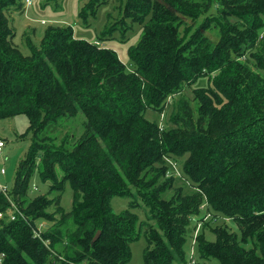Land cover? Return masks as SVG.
Masks as SVG:
<instances>
[{
	"label": "trees",
	"instance_id": "obj_1",
	"mask_svg": "<svg viewBox=\"0 0 264 264\" xmlns=\"http://www.w3.org/2000/svg\"><path fill=\"white\" fill-rule=\"evenodd\" d=\"M22 7L24 0H0V122L25 115L33 132L9 192L26 220L18 214L0 220L2 264H128L138 218L129 210L116 214L111 202L131 197L133 188L147 195L158 224L144 232L143 264H188L187 228L204 204L237 223L241 236L220 228L209 241L201 233L196 261L264 264V0H126L125 14L142 26L140 41L128 50L132 72L113 49L76 39L72 26L47 27L40 45L26 36L29 53H22L10 17ZM231 15L239 22L228 21ZM201 16L188 31L185 19ZM213 31L216 41L206 34ZM201 78L210 85L194 90L195 106L184 96L173 104L174 128L146 118ZM79 115L85 134L72 150L36 140ZM171 155H188L184 172L196 191L179 190L166 200L175 175L163 163ZM38 161L52 190L63 192L68 182L73 192L72 210L58 211L59 220L46 212L53 200L45 196L24 208ZM150 172L168 180L147 194ZM10 201L0 193V212L7 213ZM40 218L55 223L36 237Z\"/></svg>",
	"mask_w": 264,
	"mask_h": 264
},
{
	"label": "rangeland",
	"instance_id": "obj_2",
	"mask_svg": "<svg viewBox=\"0 0 264 264\" xmlns=\"http://www.w3.org/2000/svg\"><path fill=\"white\" fill-rule=\"evenodd\" d=\"M93 1V2H92ZM126 0H34L33 5L26 10L22 7L19 14L10 15L12 28L15 31L14 43L18 46L22 53L28 54L29 51L25 44L26 36L40 45L43 33L47 27H67L72 26L74 36L78 40H85L97 44L100 48L113 49L120 60L126 65V70L132 72L135 70V65L130 60L128 50L135 46L141 39L142 26L134 23L124 11ZM22 3V2H21ZM97 10L96 17L93 16V10ZM83 10L84 18L80 17V11ZM211 12L219 14V5L216 4ZM204 16H201L198 21L185 19L186 29L193 31L200 23L203 22ZM41 21L45 22L44 24ZM231 23H238L239 18L231 15L228 17ZM116 28L115 32L108 33L112 28ZM104 32H107L106 34ZM104 33V34H103ZM211 36L213 41L218 40V32L206 33ZM107 38L108 40H101L100 38ZM264 31L260 35L263 39ZM210 85L208 78L199 79L194 85L185 86L180 95L172 96L165 104L164 110L160 113L154 110L146 112V118L149 121L156 122L163 129L174 128V125L169 122L173 104L184 96L194 102V90L197 88H207ZM86 118L79 115L77 118L64 119L53 131H43L38 135L36 140L45 139L54 149L65 148L72 150L75 143L84 136L85 129L83 122ZM0 138L5 140L6 147L4 149L3 158L0 163L4 165L7 172L5 176L0 175V182L6 185L10 190L13 188L17 167L20 161L25 157L33 142V132L29 129V119L25 115L15 116L13 118L4 119L0 122ZM188 155L177 157L174 155L164 157V165L167 170H170L174 175L173 187L164 195V199L168 200L175 196L179 190L184 194H190L196 191L193 183L184 172V164ZM158 168L161 164L156 165ZM42 164L37 163V173L32 178L29 192L26 196L27 207L35 198L45 196L51 201L46 212L53 214L56 220L61 218L58 211L68 213L72 210L73 192L70 184L67 182L63 184V192L52 190L55 183L52 180L42 181L40 172L42 171ZM155 172L147 174L145 181L147 186L151 183L149 188L145 191L147 194L154 189L165 186L168 178L159 177ZM62 173L57 170L58 184H61ZM157 180V181H156ZM166 187V186H165ZM163 196V195H162ZM147 195L137 188L132 189L131 197H114L111 206L116 214L129 210L138 218V232L139 239L130 244L131 246V260L128 264H143V251L147 246L144 232L149 227L158 229V224L155 219H151V211L146 205ZM60 211V212H61ZM21 214H23L21 212ZM207 204H204L199 214L190 217V226L187 228L189 234L188 245L186 246L187 259L193 249V241L196 240L195 246L198 245L197 238L204 232L205 237L209 241L215 240L214 230L226 228L230 232L240 238V230L232 219L227 217L213 215ZM10 222L9 214L5 215ZM5 219V217L3 218ZM1 219V220H3ZM5 221V222H6ZM55 222H51L44 218L35 221V229L37 234L47 232L52 229ZM197 236V238H196ZM250 247V244L247 248ZM201 261H196L197 264ZM216 261L208 262L207 264H216Z\"/></svg>",
	"mask_w": 264,
	"mask_h": 264
},
{
	"label": "built area",
	"instance_id": "obj_3",
	"mask_svg": "<svg viewBox=\"0 0 264 264\" xmlns=\"http://www.w3.org/2000/svg\"><path fill=\"white\" fill-rule=\"evenodd\" d=\"M33 3H34V0H24V5H25L26 10H28L33 5ZM41 23L44 24L45 22L43 21ZM5 147H6L5 140L0 138V160L3 158ZM6 172H7L6 168L4 167V165L2 163H0V175L5 176ZM9 192H10V189L6 185H4L3 183L0 182V193H2L8 199V201H10ZM6 214H9L11 221H14L17 219V217H18L17 214L26 220L25 216L23 214H21V212L18 210V208L12 202H11V207L9 208V210L7 211ZM6 214L0 212V220L3 219ZM35 231H36V229L34 227L35 236L40 237L41 234H37ZM196 238H197V236H196ZM193 244H194V246H193L192 251L190 252L188 264H196V259H195L196 240L193 241ZM3 257H4V255L1 254L0 255V264H2Z\"/></svg>",
	"mask_w": 264,
	"mask_h": 264
},
{
	"label": "water",
	"instance_id": "obj_4",
	"mask_svg": "<svg viewBox=\"0 0 264 264\" xmlns=\"http://www.w3.org/2000/svg\"><path fill=\"white\" fill-rule=\"evenodd\" d=\"M100 235H101V232L100 231L97 232L96 236L93 239V243L96 242L99 239Z\"/></svg>",
	"mask_w": 264,
	"mask_h": 264
}]
</instances>
